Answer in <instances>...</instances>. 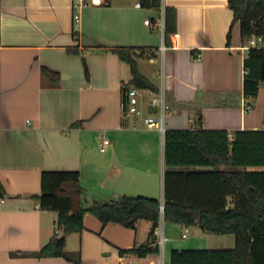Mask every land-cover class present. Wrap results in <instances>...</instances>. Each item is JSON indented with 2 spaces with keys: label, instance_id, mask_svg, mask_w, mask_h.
I'll list each match as a JSON object with an SVG mask.
<instances>
[{
  "label": "crops",
  "instance_id": "1",
  "mask_svg": "<svg viewBox=\"0 0 264 264\" xmlns=\"http://www.w3.org/2000/svg\"><path fill=\"white\" fill-rule=\"evenodd\" d=\"M138 1L87 5L74 31L72 0H0V264H165L174 249L234 246L231 234L204 233L161 214L152 245L158 252L122 256L146 241L151 223L103 225L86 212L83 229L65 237L68 258L35 256L56 230L62 235L56 213L36 197L43 170L77 171L86 207L121 196L162 205L165 130L264 129V84L251 105L243 95L246 39L232 25L227 0H160L159 9ZM165 7L175 13L169 44ZM115 48L156 54L136 63L168 105L163 133L124 117L122 85H131L132 74ZM147 64L159 65L150 72ZM103 136L110 140L105 152Z\"/></svg>",
  "mask_w": 264,
  "mask_h": 264
},
{
  "label": "trees",
  "instance_id": "2",
  "mask_svg": "<svg viewBox=\"0 0 264 264\" xmlns=\"http://www.w3.org/2000/svg\"><path fill=\"white\" fill-rule=\"evenodd\" d=\"M144 8L159 9L160 0H139ZM234 23L239 24L242 40L260 36L264 40V0H227ZM231 25V26H232ZM175 33L174 9H164V43ZM230 31L227 34L229 40ZM130 65V84L145 90L156 87L138 70L136 58L151 59L153 51L130 48L112 50ZM243 95L254 100L264 84V48H251L243 61ZM124 99L125 90L123 89ZM163 212L160 201L145 196H121L84 206V189L74 170H43L41 209L57 215V228L51 240L35 253L37 257L68 258L65 237L83 229L86 212L103 225L118 223L135 228L139 219L151 223L146 241L120 250V255L145 257L158 252L154 231L160 216L166 222L198 225L204 233L231 234L234 246L225 249L171 250L168 264H264V129L225 130L168 129L164 132ZM190 167H208L194 169ZM231 204V205H230ZM79 264V259H75Z\"/></svg>",
  "mask_w": 264,
  "mask_h": 264
},
{
  "label": "built area",
  "instance_id": "3",
  "mask_svg": "<svg viewBox=\"0 0 264 264\" xmlns=\"http://www.w3.org/2000/svg\"><path fill=\"white\" fill-rule=\"evenodd\" d=\"M106 0H72L71 9H72V24L73 29L76 31L78 29V22L80 17V11L83 7L93 4L100 5L103 4ZM136 6H140V2L136 3ZM145 24H149V20L146 19L144 21ZM251 48H264V40L260 36H250L246 39L245 44L241 47L243 51L248 53V50ZM165 47L162 45L160 51H164ZM122 89L125 90V99L122 102V110L124 117L133 116L136 120H142L143 123L149 129H157L161 133L164 132V116L165 112L168 109V105L165 103L163 95L161 93H157L153 90L149 91V102L148 106L158 107V116H142V108L138 106L139 95L141 94L142 89H139L133 85L123 84ZM264 128V126H263ZM110 145V140L107 137H102L98 143L99 150L101 152H105ZM160 212H163V204L160 205ZM55 233H58L56 230ZM185 236V235H184Z\"/></svg>",
  "mask_w": 264,
  "mask_h": 264
},
{
  "label": "rangeland",
  "instance_id": "4",
  "mask_svg": "<svg viewBox=\"0 0 264 264\" xmlns=\"http://www.w3.org/2000/svg\"><path fill=\"white\" fill-rule=\"evenodd\" d=\"M115 0H112V2H114ZM117 1H119V2H124V3H128V4H132V3H134L135 1H137V0H117ZM144 9V8H143ZM145 10V9H144ZM158 65L159 64H147V69L150 71V72H154L155 70H156V68H158ZM156 79H158V78H156ZM139 98H140V101L138 102V106H140V102L142 101V103L144 104V107H143V109H142V112H143V117L144 116H147V115H151V116H155V117H157L158 116V110H159V108L158 107H153V108H151V107H149L148 105H147V103H148V99H149V95H148V93H147V91H142L141 92V96H139ZM252 104H254V100H252L251 101V105ZM167 114V111L165 112V115ZM127 118H129L130 120H134L135 118L133 117V116H129V117H127ZM141 123H143V121L141 120L140 121ZM253 169H251V170H261V169H259L260 167H252ZM188 230L190 231V233H188V237L187 238H182V241H183V244H189V241H190V237H191V234L193 233V230L191 229V227H189L188 228ZM213 235V234H212ZM195 246H197V245H195ZM198 246H204V247H196V248H199V249H219V248H229V247H217L218 245H198ZM212 246V247H211ZM215 246V247H214ZM167 262H168V259H167V257H165V259H164V263L165 264H167Z\"/></svg>",
  "mask_w": 264,
  "mask_h": 264
}]
</instances>
